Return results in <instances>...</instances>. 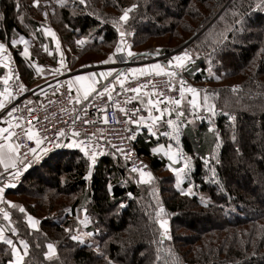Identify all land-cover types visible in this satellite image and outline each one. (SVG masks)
Listing matches in <instances>:
<instances>
[{
  "label": "trees",
  "instance_id": "16d2710c",
  "mask_svg": "<svg viewBox=\"0 0 264 264\" xmlns=\"http://www.w3.org/2000/svg\"><path fill=\"white\" fill-rule=\"evenodd\" d=\"M31 1L0 0V39L7 40L12 30L19 34L38 31L47 22L58 38L67 40L65 47L77 35L86 38V48L72 50L76 56L88 58L84 64L91 62L86 55L90 52L103 55L99 63L107 59V44L115 38L109 11L121 13L125 6L135 4L129 26L138 30L135 53L156 48L171 60L170 51L192 48L194 68L201 70L185 77L194 83H215L205 90L215 114L210 122L213 131L205 122L181 140L183 152L191 158L182 184L188 185L190 195L176 191L172 173L155 176L165 161L150 151V142L139 137L137 151L155 176L149 184L134 182L128 173L132 168L119 157H101L85 181L79 151L66 149V145L46 153L38 151L21 179L33 178L31 188L19 183L18 189L5 191V196L22 195L31 200L23 203L25 212L0 202L9 212L4 231L14 241L24 239L29 244L23 264H60V256L65 264H108V260L113 264H264V184L257 185L253 179L255 173L264 175V102L252 99L251 94L261 86L259 77L264 75V8L257 7L260 0H86V6L78 0L75 4L68 0L67 6L49 0L53 9H45L41 0L34 8ZM43 10L47 11L45 20ZM157 41V45H149ZM18 54L14 50L17 58ZM233 78L243 79L238 90L219 84ZM10 123L7 117L6 125ZM206 155L209 168L204 163ZM41 166H45L43 170ZM45 171L49 174L43 175ZM211 175L218 186L208 181ZM169 180L172 186L164 190L169 196L162 197L160 181L165 185ZM153 197L162 200L165 211L174 216L170 238L153 221ZM25 215L39 221L37 228L27 224ZM85 215L94 228L92 236L82 237L79 229L88 225L82 222ZM13 227L16 233L10 231ZM73 235L83 242L73 240ZM48 242L61 250L51 259L44 255ZM173 251L179 260L172 258ZM11 257V246L0 241V264H9Z\"/></svg>",
  "mask_w": 264,
  "mask_h": 264
},
{
  "label": "built area",
  "instance_id": "2783aa9c",
  "mask_svg": "<svg viewBox=\"0 0 264 264\" xmlns=\"http://www.w3.org/2000/svg\"><path fill=\"white\" fill-rule=\"evenodd\" d=\"M185 51L190 55L187 49H183L181 53ZM130 68H133L130 60H118L114 67L116 72L84 101L80 100L66 84L56 92L46 95L41 100H36L33 91L20 89V84L24 85V83L17 65L12 62L8 88L16 98L11 100L8 112L12 108H16V111L9 116L11 123L5 128H9L13 133L10 138L16 143L19 157L16 164L21 173L25 170V162L29 164L37 158V154L34 156L30 149L35 148L38 153L41 146L51 150L58 148L54 145H67L77 139L85 144H91L97 150L96 162L103 156L119 157L131 168L138 167L145 172H151L149 162L137 151L135 144L137 131L134 124L129 122V117L138 120L142 112V109L135 104L133 97L141 93L156 94L162 99L165 97L178 99L181 97V80L185 82L186 90L189 86H194L182 74V68L175 67V62L172 65L168 64L166 68L177 73L173 77L163 73L157 75L155 71L146 72L144 75L133 74L127 71ZM119 72L125 74L121 76L124 81L123 87L115 80ZM105 87L109 89V92H103ZM129 89H139V91L133 92ZM109 93H111V99H109ZM136 109H139V112L134 114ZM105 117H107L106 122ZM85 121H90V123H85ZM57 133L61 135L57 136ZM74 133L79 135H74ZM4 135L6 136L7 133ZM29 135L40 139L41 144L37 145L35 139H29ZM133 135L135 138L131 139ZM117 149H123L124 152H117ZM124 153H127V159ZM12 171L14 172L15 169Z\"/></svg>",
  "mask_w": 264,
  "mask_h": 264
},
{
  "label": "crops",
  "instance_id": "0c3cea01",
  "mask_svg": "<svg viewBox=\"0 0 264 264\" xmlns=\"http://www.w3.org/2000/svg\"><path fill=\"white\" fill-rule=\"evenodd\" d=\"M40 4H42L43 6L50 7V9H53V5L51 4V1L49 0H41ZM31 6L36 8V6L33 5V0L31 1ZM42 16L43 14L41 13V18ZM1 18L2 17H0V22H1ZM42 24L46 26L49 25L47 24V22L46 23L42 22ZM18 34L19 33L17 31L12 30L10 31L9 36H7L8 38L6 37L7 40L0 39V43H5L7 46L5 56L10 57V58L5 59L4 61L5 63L9 65L8 68H5L3 67L2 64H0V77L7 78V84L4 83V80H0V91H4L5 88H8V80L11 77L10 67H11L12 62H14L17 65L19 75L21 79L23 80L25 88L27 90L34 92L33 95L36 100H41L46 95L56 92L62 85L66 84L77 94V97L80 100L84 101L88 99L89 97H91L103 85L104 81L109 78L108 77L107 79H105L101 77L100 73L107 72L109 69H112V64L99 63V65H93L91 67L88 66L86 68H82V66H84L83 65L84 63L82 62V64H78L80 57L76 56L73 52H72L73 54H70V51L66 52L65 50L64 51L62 50L64 55H61L55 48L46 49L45 47L46 42H54L56 44L57 38L52 40V38L49 37V35H47L44 29H41V27L39 28L38 31L34 32V31L29 30L28 34L23 33L24 35H26L25 40L27 41L29 55L27 57H24L21 54H18V58H19L18 59L14 55V50H18V49L13 48L12 47L13 45L11 44L12 39L19 40ZM24 47L25 45L21 44L19 51L21 50L23 52ZM49 53H51V55ZM53 53H55V58L54 56H52ZM180 53L181 51H177V54L180 55ZM36 55L45 57L44 63H42L41 66L37 64L38 59ZM106 60L104 59V61ZM169 60L170 59H166L165 57H163V61L152 60L151 62V60H146V61L141 62L137 60L135 62H132V66H133L132 69L144 67V65H142L143 63L144 64L150 63L149 65H153L151 63L159 64L166 68ZM193 61H194L193 58H191V60L189 61H186L185 66L182 68V74L186 76L187 78H189L188 76L189 74L190 75L195 74L196 72H200L201 70L200 67L194 68ZM36 66L40 67L39 72H37ZM58 68L60 69L58 72L53 71L54 69H58ZM146 71H151V70H146ZM45 72H48V73L44 74ZM89 73H94L95 76L89 77L88 75ZM133 74H136V73H133ZM76 76H84L85 80L75 81L74 78ZM91 80H94L96 83L93 85V89L89 92L87 98L85 99L84 89L87 87L88 83ZM69 81H71V85L69 84ZM193 88L196 89V87H193ZM77 89H79V91ZM205 90L206 89H203L202 92L197 95L198 104L203 103V97L205 95ZM149 99H152L153 101L159 100L160 108L162 109L167 108L171 110L170 112H165L163 114V118L153 125V129L151 132L148 130V124L151 123V121L147 119L149 115V111H148V108L145 107ZM178 99H181V104L179 106L175 105L174 103L170 104L168 100L162 99L158 97L156 94L145 95V94L139 93L135 97V104L142 109L141 116H144L146 118L144 122L140 123L139 130H137V125L134 124V127L137 131V137H139L145 142H150L151 143L150 151L153 154L157 155L159 158L164 159L165 165L162 168L163 170H166L167 167H169V165H171V167H182L183 166L182 159H176L174 161H170L168 159V156L165 155V153L169 150L170 145H171V150L173 152H176L178 149L179 152L182 153L183 156L188 157L190 161L191 159L190 155L184 153L181 148V140L186 136V133H191L195 130H198L201 124L205 122L208 123L207 119H209V116H210V113L205 111L203 107H196L195 109L193 108V105L190 103L193 97H192V94L188 92L187 90H185L183 98L179 97ZM10 104L11 103L6 104V110H0V127H5L7 124V117H9L8 109L10 107ZM148 107L151 108L152 106L149 105ZM196 110L199 111L200 114L196 113ZM204 111L209 114L205 115ZM178 112H183L184 115L178 116L177 115ZM152 113L153 115H157V116L160 115V113L157 112L155 108H152ZM170 118L173 119L174 121L181 122L178 139H174L171 135H165V133L172 132V129L167 125V120ZM208 125L210 128L212 127L211 123H208ZM8 142L12 143L16 147V143L12 138H9ZM0 143H4V141L0 140ZM154 149L155 151H153ZM15 155L17 156V151ZM205 158H207V155L205 156ZM3 170H4L3 165H0V173L3 172ZM172 174L175 175V173H172ZM0 208H2V206ZM0 215H1L0 227H3L5 229L6 220L3 218L2 213H0ZM4 235L7 238L11 239V237H9L7 234V230L4 231ZM16 243H17L16 244L17 247H20L22 251V246L19 245V241H17ZM13 259L14 258L12 256L11 260Z\"/></svg>",
  "mask_w": 264,
  "mask_h": 264
},
{
  "label": "snow or ice",
  "instance_id": "6c2138e0",
  "mask_svg": "<svg viewBox=\"0 0 264 264\" xmlns=\"http://www.w3.org/2000/svg\"><path fill=\"white\" fill-rule=\"evenodd\" d=\"M67 2L68 0H56V3L60 6H67ZM73 4L76 3V0H72ZM80 5H85L86 6V0H78ZM33 5L34 6H39L38 5V0H33ZM136 7L135 4L131 5L129 8H125L123 10V14L119 17V21L120 22H126L129 19V13L130 11H132V9H134ZM257 7L259 8H264V0H260V3L257 4ZM17 9H19V4L17 3ZM45 16H47V12L44 13ZM44 31L52 36L55 39V33L49 29V28H45ZM118 33H119V37L120 39L117 41L115 50L112 54H110L107 58L106 61H104L103 63H108V62H112L114 60V57L117 58L120 61H124L125 60V53L127 58H133L135 56H139V55H148L150 53H133L132 51L129 50V46H127V42L125 40V36L126 33L123 31H119V29H117ZM17 43H21L24 44V50L21 53L22 56L27 57L29 55V51H28V47H27V41L25 40V38L23 36L19 37V40L17 39H12L11 40V44L13 46H15ZM78 45L84 43L83 40H79L76 42ZM6 44L5 43H0V64L3 65V67L8 68V64L5 63V59L10 58V57H6L5 56V52H6ZM57 51H59V42L57 41ZM51 55V53H49ZM120 54V55H117ZM155 54H159V49L156 50ZM61 55H63L61 53ZM191 60V56L187 53V51H185L184 53H181L178 56L173 57L171 60L168 61L169 65L173 64V61H175V67L177 68H183L185 66V62ZM36 70L37 72L40 71V67L36 66ZM60 69H54L53 71L58 72ZM146 70H151V71H155L157 75L159 74H166L169 77H173L175 76L177 73L174 71H169L167 70L165 67L159 65V64H153V65H146L142 68H136V69H128L127 71L130 73H138L140 75H144L146 74ZM116 72V69H109L107 72H101L100 76L107 79L108 77L112 76L113 73ZM89 77H94L95 74L94 73H89L88 74ZM125 74L123 72H119L116 77L115 80L118 81L121 84V87H123L124 81L121 79V76H124ZM218 78V77H217ZM75 81H84L85 77L84 76H76ZM0 80H4V83L7 84V78L6 77H0ZM96 82L94 80H91L87 87L84 89V98L86 99L89 92L93 89V85ZM184 81L181 80V87H180V95L181 98H183L184 93H185V87H184ZM69 84L71 85V81H69ZM20 89L22 90H27L25 89L23 84H20ZM79 91V89H77ZM129 91H133V92H138L139 89H129ZM187 91L190 92L192 94L193 99L190 101V103L193 105V108L195 109L196 107H203L205 109V111L212 113L213 115L215 114V109H214V105L209 103V97L207 94L204 95L203 97V103L202 104H198L197 101V95L199 90L189 86L187 88ZM103 92H109V89L107 87L103 88ZM10 98V99H9ZM16 97L12 95V93L8 90V88H5L4 91H0V110H6V104L7 103H11L12 99H15ZM135 98V97H133ZM109 99H111V93H109ZM166 100L169 101V103H174L175 105L179 106L181 104V99H174L172 97H165ZM160 101L156 100L153 101L152 99H149L147 101V104L145 105L146 108H148L149 111V115H148V120L151 121V123L148 124V130L151 132L153 129V125L155 123H157L158 121H160L163 118V114L165 112H170V109L167 108H160L159 107ZM151 105L152 107L149 108L148 106ZM152 108H155L157 112L160 113L159 116L157 115H153L152 113ZM16 108H12L10 112H8V115L11 116L12 112H15ZM31 111V110H30ZM121 111H124V109H121ZM139 109H136L135 113H138ZM127 114V113H126ZM178 116H183V112H178L177 113ZM145 117L144 116H140L138 120L136 119H132L131 117H129V122L132 124L137 125V130H139V125L141 122L145 121ZM229 119L232 120L234 119V117L229 116ZM107 121V117H105V122ZM85 123H90V121H85ZM180 123L178 121H174L173 119H168L167 120V125L172 129L171 133H165V135H171L174 139H178L179 136V131H180ZM11 127V125H10ZM209 131H213V129H209ZM4 133H7V135L5 136ZM155 134V133H153ZM61 135V133H57V136ZM74 135H79L78 133H74ZM13 136V133L9 130V128H5V127H0V140H3L4 143H0V165H3L4 168V173H0V179L3 178V175L6 174L9 178L15 176V177H19L21 175V171L17 168V164L16 161L18 159V157L15 155L17 149L16 147L8 142L9 138ZM135 135H133L131 137V139H134ZM234 138V137H233ZM29 139H35L36 140V144L40 145L41 141L40 139H37L35 136L33 135H29ZM89 139H91V137H89ZM216 146H219V135H216ZM55 147H60V146H65V145H54ZM66 147L68 148H79L85 156L89 157L91 164H95L96 162V156H97V150L95 148H93V146L91 144H85L80 140H72L71 142L67 143ZM162 147V146H161ZM30 151H32L33 155L35 156L37 154V149L33 148L30 149ZM39 151L41 152H47L48 149L46 147L41 146ZM117 152H121L123 153L124 150L123 149H117ZM155 151V149L153 150ZM125 158L127 159V153H124ZM166 156H168V159L170 161H174L176 159H182L183 160V166L182 167H171V165H169V167L171 168V171L173 173H175V184L176 187L178 189H180V191L183 193L184 189L181 188V184L183 183V180L186 179V170L189 167V158L183 156L182 153L179 152V150L177 149L176 152H173L171 150V145L169 146V150L165 153ZM211 159H215V157H211ZM209 161H206V163ZM29 166V164L27 162L24 163V168H27ZM12 169H15V171L13 172ZM131 171L133 173L138 172L139 173V177H140V182H151L154 177L152 175L151 172H145L142 170V168H138V167H133L131 169ZM213 176H215V168L213 167L211 169ZM88 175H91V166L89 167V173ZM87 178V177H86ZM7 187H15L14 184H4L3 186H0V202L2 203H7L9 205H11L13 208H19V211L21 213L25 212V209L22 205H16L14 204L12 201H5L4 200V193H5V189ZM109 187V191H111V185L108 186ZM190 194V192L188 193ZM129 196H131V193L128 194ZM123 206V205H122ZM86 212V209L84 210ZM164 209L163 207H161L158 212H157V216L160 217V214L163 213ZM0 213L3 214V218L7 221L9 220V212L5 211L3 208H0ZM27 223L29 224L30 227H32L33 229L37 228V225L39 224V221L37 219H35L34 217H32L31 215H28L26 217ZM83 223H88L89 222V218L87 215H85L84 220L82 221ZM159 225L161 227V229H163V233L162 235H167V231H168V227H167V221L163 218L159 219ZM10 231H12L13 233L17 232V229L15 227L11 228ZM65 231L70 232V229H65ZM88 236H92L93 233L89 232L87 233ZM73 240H81L82 239L78 236L73 235L71 237ZM170 238V237H169ZM0 241H6V243L8 245L11 246V253L13 256V260L9 261V264H23L24 262V257L28 255V250H29V244L27 241L25 240H20L19 241V245L22 246V251L20 247H17L16 243H14L13 239L7 238L4 235V228L0 227ZM37 247H39V245H37ZM47 249L48 251L44 253L45 257L48 259H51L52 257L55 256L56 254V250H55V246L53 243H48L47 244ZM97 251L99 252L100 255H103V252H100L99 250V245H97ZM107 259V257H105ZM160 257L157 256V260H159ZM108 264H113V262L111 260H108ZM165 264H167V262H165Z\"/></svg>",
  "mask_w": 264,
  "mask_h": 264
},
{
  "label": "rangeland",
  "instance_id": "374dc122",
  "mask_svg": "<svg viewBox=\"0 0 264 264\" xmlns=\"http://www.w3.org/2000/svg\"><path fill=\"white\" fill-rule=\"evenodd\" d=\"M132 1H130L129 2V4L131 3ZM131 5H127V6H125L124 8H123V10L125 9V8H129ZM45 7V9H47V6H44ZM45 12H47L46 10L45 11H43L42 12V14H43V16H42V20H45L46 19V16L44 15V13ZM111 11H109V13L107 14V15H109V19H108V22L113 26V31H114V33H115V38H114V41L112 42V43H108L107 44V46H108V48H107V55L109 56L110 54H112L113 52H114V50H115V47H116V44H117V41L120 39V37H119V33H118V31H117V29H119V31H123V32H125L126 33V36H125V40H126V42H127V46H129V50L130 51H132L133 53H135V52H138V51H135V47H134V45L136 44V39H137V34H138V30H137V27L136 28H130L129 26L131 25V20H132V13H131V11H130V13H129V19L126 21V22H120L119 21V17L123 14V11L121 12V13H116L115 11H112L111 13H110ZM45 28H49V29H51L54 33H55V38H57V41L59 42V53L61 54H63V51H64V49H65V51L66 52H68V51H70V54H73L72 53V50H76V51H78V50H80V49H83V48H86L85 47V41H86V38L84 37V36H75V38H72V40H71V43H70V45L68 44V47H65V44H66V42H67V40L66 39H60V38H58V36H57V34H56V32H55V30L51 27V26H46V25H44V24H42L41 25V29H45ZM19 35V37L20 36H23L24 38L26 37V35H24V34H18ZM48 35V34H47ZM49 37H51L52 38V40L54 39L52 36H50L49 35ZM79 40H83L84 41V43H82V44H77L76 42L77 41H79ZM159 41H161V40H159ZM159 41H157V42H154L153 44H149V45H157V44H155V43H158ZM151 42V41H150ZM149 42V43H150ZM50 43V44H49ZM158 45H163V44H158ZM164 46V45H163ZM13 48H17L18 49V52H19V54H21L22 53V51L20 50L19 51V49H20V47H21V44L20 43H18V44H16L15 46H12ZM45 47H46V49H52V48H55L56 50H57V43L55 44L54 42H46V44H45ZM64 48V49H63ZM96 48H94V50H95ZM137 49V48H136ZM22 50H23V48H22ZM63 50V51H62ZM137 50H141V48H138ZM156 48H154V49H151L149 52H144V53H150V54H148V55H140V56H135V57H133V58H127V56H126V53L124 54L125 55V60H130L131 62H135V61H137V57H141L142 59L141 60H139V61H141V62H143V61H146V60H151V62H152V60H160V61H163V57H165V55H163L164 53H166V52H162L163 50H159V54H155L156 53ZM183 50V49H182ZM188 50V49H187ZM176 51H181V50H176ZM176 51H170V53H168L167 55L168 56H171L172 55V58H173V56L175 57V56H178L179 54H177V52ZM191 51V52H190ZM174 52H176L175 54H173ZM189 52H190V56H193V54H195V52L192 50V48H190V50H189ZM144 53H142V54H144ZM192 53V54H191ZM64 55V54H63ZM88 57H89V61L91 60V62L90 63H88V64H90V65H88V64H83L84 66H82V68H86V67H91V66H93V65H99V59L100 58H103V55L102 54H99L98 52L97 53H94V52H90V53H87L86 54ZM117 55H120V54H117ZM52 56H54V58H55V53H53L52 54ZM106 56V55H105ZM108 56H107V58H108ZM36 57H37V64L39 65V66H41V64L42 63H44V60H45V57H43V56H38V55H36ZM146 57V58H145ZM151 58V59H150ZM168 58V57H167ZM40 59H42V60H40ZM84 60H88V58H86V57H84V56H82L81 58H79V61H78V64H82V62L84 63V62H86V61H84ZM211 60H213L212 59V57H211ZM80 62V63H79ZM117 62H118V59L117 58H115L114 57V60L112 61V62H108V64H112V69H114V66H115V64H117ZM173 62H175V61H173ZM150 63H143L142 65H149ZM151 64H154V63H151ZM208 65L210 66V67H212L213 68V64L210 62V60H208ZM141 66V65H140ZM46 73H48V72H45L44 74H46ZM259 79L260 80H262L261 81V86H256L255 87V89H253V92L251 93L252 95H253V97H252V99H255V98H258V99H260L262 102H264V75L263 76H260L259 77ZM192 82V84H193V86L194 87H196V89L197 90H199V92H198V94H200L201 92H202V90L203 89H206V88H209L210 86H212V85H214L215 83H212V82H207V83H204V82H199V83H194L193 81H191ZM242 82H243V79H236V78H233V79H229V80H227L226 82H219V84L221 85V84H227L229 87L230 86H232V87H234L235 89L237 88L236 86H239V84L241 83L242 84ZM237 90H238V88H237ZM196 113H198V114H200V112L199 111H197L196 110ZM189 114H191V113H189ZM212 113H210V116H209V119H207V122L208 123H210L211 122V117H212ZM205 118H207V117H205ZM205 118H204V120H205ZM257 127V126H256ZM255 128V127H254ZM253 127H250V131L252 132H256V130L257 129H254ZM66 149H69V150H77V151H79V153L77 154V157L78 156H80L81 158H83V162H84V166H85V170H84V176H83V178H84V180L85 181H88L89 179H90V177H91V175H92V173L93 172H95V169H96V164H97V162H95V164H91V161H90V159H89V157H87V156H85L84 155V153L79 149V148H68V147H66ZM67 152H69V151H67ZM17 157H18V155H17ZM61 157L62 158H64V154L63 155H61ZM41 160H42V158L41 157H39L36 161H35V163L36 164H41ZM57 160H59V158H57ZM17 161H19V157H18V159H17ZM16 161V162H17ZM206 161H209V157L208 158H206L205 159V165L209 168L210 167V162H207L206 163ZM167 165V164H166ZM91 166V175H88V173H89V167ZM44 167L45 166H41L40 167V170H43L44 169ZM128 169V168H127ZM24 171L25 170H23V172L21 173V175L19 176V177H15V176H13V177H11V178H9L6 174L3 176V178L2 179H0V186H3L4 184H9V185H11V184H14L15 185V187H7L6 189H5V191L7 190V189H11V190H16V189H18L17 187H18V184L19 183H21V185L22 186H24V187H26V188H31V186L33 185L32 183V181H33V178H28V179H26L25 181H21V179H22V175H23V173H24ZM1 173H4V170H3V172H1ZM128 173H129V176H130V178L134 181V182H136L137 184H144V183H146V182H140V177H139V174H137V173H133L130 169H128ZM168 173H173L172 171H171V168L170 167H167V169L166 170H160V171H158V173H156V177H158V176H160V177H164V176H166V174H168ZM47 174H49V172H44L43 173V175H47ZM255 174L257 175V177H255ZM254 174V180H255V182H256V184L257 185H263L264 184V182H263V180H264V175H262V174H260V173H255ZM153 175V174H152ZM155 176H153L154 177V179H155ZM87 177V178H86ZM153 181V180H152ZM151 181V182H152ZM208 181L210 182V184H213V183H216V185L218 186L219 184H218V180L216 179V178H213L212 177V175L208 178ZM32 182V183H31ZM184 182V181H183ZM87 183V182H86ZM147 184H149V182H147ZM183 184V183H182ZM182 184H181V188L182 189H184V192L182 193L181 191H180V189H178L177 187H176V184H175V175H174V179H173V185H174V187H175V189H176V191H179L182 195L183 194H186V195H190V194H188L189 193V187H188V185H186V186H182ZM138 186H141V185H138ZM171 186H172V182L170 183V180H169V182H168V184H165V185H163V183H162V181H160V187H161V192H163L162 193V197H165V196H169V193H167L166 191L164 192V190H165V188H171ZM45 195H46V193H45ZM31 196H33V194H31L30 195V197ZM154 196V195H153ZM19 198V199H18ZM18 199V200H17ZM4 200L5 201H12L13 203H18L19 205H22L23 207L25 206L23 203H28V202H30L31 200H24V198H22V195L21 196H19V195H7V196H5V193H4ZM153 202H155V208L153 209V211H152V214H154V219H153V221L156 223V225H158V227H159V229H160V232H161V234L163 233V229H161V227H160V225H159V219L160 218H163V219H165L166 221H167V227H168V231H167V235H163L164 237H169L170 236V234L173 232V226H174V222H173V220H174V216H173V214L171 213V212H166L165 211V207H164V202L162 201V200H160V199H158V198H154L153 197ZM161 207H163V209H164V211H163V213H161L160 214V217H158L157 216V212H158V210L161 208ZM66 212L67 211H70L69 209H66L65 210ZM28 215H25V217H24V220L26 219V217H27ZM81 217V216H80ZM0 218H1V215H0ZM82 220V219H81ZM27 221V220H26ZM89 223V222H88ZM87 223V224H88ZM176 223V222H175ZM28 224V223H27ZM29 225V224H28ZM38 226V225H37ZM94 228V225L93 224H88V225H86V226H84V230H81V229H79V233L81 234V236L82 237H85L86 236V234L88 233V232H91V230ZM87 231V232H86ZM181 231V230H180ZM177 232H179V230L177 231ZM183 232V234L182 235H188V233L186 232V231H182ZM12 239V238H11ZM22 240H24V239H22ZM14 241V240H13ZM17 241H20V240H17ZM17 241H14V243H16ZM48 243H52V242H48ZM47 243V244H48ZM17 244V243H16ZM47 244H46V250L48 251V249H47ZM56 244V243H55ZM55 246V245H54ZM55 250H56V247H55ZM57 250L58 251H60L61 252V250H59L58 248H57ZM57 250H56V254H55V256H57ZM62 254V253H61ZM177 253L175 252V251H173V253H172V258L174 259V260H179V259H177ZM60 257H62V256H60ZM59 257V262L58 263H60V264H65V261L64 260H62V258H60Z\"/></svg>",
  "mask_w": 264,
  "mask_h": 264
}]
</instances>
